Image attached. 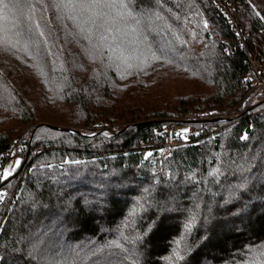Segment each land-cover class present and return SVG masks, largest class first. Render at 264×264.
I'll return each mask as SVG.
<instances>
[{"label": "trees", "instance_id": "16d2710c", "mask_svg": "<svg viewBox=\"0 0 264 264\" xmlns=\"http://www.w3.org/2000/svg\"><path fill=\"white\" fill-rule=\"evenodd\" d=\"M225 1L264 42V0ZM162 2L98 28L0 4V264H264V100L211 0Z\"/></svg>", "mask_w": 264, "mask_h": 264}, {"label": "snow or ice", "instance_id": "6c2138e0", "mask_svg": "<svg viewBox=\"0 0 264 264\" xmlns=\"http://www.w3.org/2000/svg\"><path fill=\"white\" fill-rule=\"evenodd\" d=\"M36 3H39V0H36ZM0 4H3L4 8L9 9V11L11 8H15L21 16H24L26 13H30L35 6L33 0H9V3L7 4L4 3V0H0ZM156 5L158 8H162V0H156ZM47 7H51L56 10V19L59 21H63L65 19H71L73 21L82 20L83 24L98 28L103 26V22H105L108 15V13L104 11L105 9H110L112 7L121 8L123 7V4L120 3V0H48ZM154 14L155 13H149L146 11L141 19H144L146 22H150ZM133 19L135 20V17H133ZM136 22L138 23L139 21ZM36 27L39 28L40 25L37 24ZM61 27L66 28V25L62 24ZM74 27H77L78 31L76 33L67 31L66 36L76 38L77 36H82L88 31V29L83 27L81 24H74ZM204 27H208L207 22H205ZM24 31L31 33L32 29L30 26L25 24ZM21 34H23V32ZM40 35H44V33L41 32ZM159 51L163 53L165 49L162 47ZM104 135L107 136L108 133H104ZM242 138L247 139V136L245 135ZM148 155H151V153ZM20 164L21 161L17 159L15 161V167L3 169L2 172H0V179L7 181ZM239 187H243V185H239ZM5 195L6 193L0 192V205L3 204ZM231 195L234 196L235 193H231ZM37 235L39 236V234Z\"/></svg>", "mask_w": 264, "mask_h": 264}, {"label": "built area", "instance_id": "2783aa9c", "mask_svg": "<svg viewBox=\"0 0 264 264\" xmlns=\"http://www.w3.org/2000/svg\"><path fill=\"white\" fill-rule=\"evenodd\" d=\"M211 3L215 7V9H217L220 13H222L225 16L229 29L235 35L240 48L244 51L245 63L254 77L253 86L257 89L258 93L261 95L262 100H264V42H262L261 44L254 43L250 47L246 46V44L243 41L240 30L238 29L232 16L228 13V9L226 7V1L211 0ZM227 111L228 109L221 110L218 112V114H224ZM187 117L190 118L191 115H187ZM237 118H238L237 114L233 115L230 122L237 120ZM168 131L170 135L174 134L175 129L173 128L172 124L169 125ZM10 198H11V194L7 199L6 205L8 204Z\"/></svg>", "mask_w": 264, "mask_h": 264}, {"label": "rangeland", "instance_id": "374dc122", "mask_svg": "<svg viewBox=\"0 0 264 264\" xmlns=\"http://www.w3.org/2000/svg\"><path fill=\"white\" fill-rule=\"evenodd\" d=\"M226 7H228V5H227V3H226ZM0 56L1 57H3V58H6L7 56H8V54H9V52L3 47V44H2V42H0ZM7 55V56H4V55ZM29 58V57H28ZM16 64H18L17 62H16ZM20 77H22V76H20ZM34 77H36V79L34 78ZM22 79H24V83H26V84H28V85H31V86H38V83H37V75L34 73V72H30V73H28V72H24L23 73V77H22ZM54 108L55 107H52V109L54 110ZM234 115H236V114H234ZM14 124L16 125V126H21L19 123H17V122H15L14 121ZM169 125L170 124H168V127H169ZM1 127H4V126H0V128ZM186 129L187 131H189V132H193V130H195L197 127H194V126H192L191 124H188V125H186V126H183V129ZM22 129H24V127L23 128H20L19 130L20 131H22ZM17 160V158L16 157H9L8 159H6V160H4L2 163H1V165H0V172H2V170L3 169H6V168H12V167H15V161ZM16 172V171H15ZM14 172V173H15ZM13 173V174H14ZM1 180V179H0ZM4 190V188H2V191Z\"/></svg>", "mask_w": 264, "mask_h": 264}, {"label": "water", "instance_id": "95a60500", "mask_svg": "<svg viewBox=\"0 0 264 264\" xmlns=\"http://www.w3.org/2000/svg\"><path fill=\"white\" fill-rule=\"evenodd\" d=\"M247 130V129H246Z\"/></svg>", "mask_w": 264, "mask_h": 264}]
</instances>
